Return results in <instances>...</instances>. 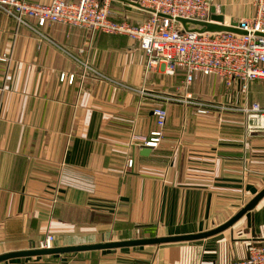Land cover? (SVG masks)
Returning a JSON list of instances; mask_svg holds the SVG:
<instances>
[{"label":"crops","instance_id":"crops-1","mask_svg":"<svg viewBox=\"0 0 264 264\" xmlns=\"http://www.w3.org/2000/svg\"><path fill=\"white\" fill-rule=\"evenodd\" d=\"M136 1H112L113 20L145 22L150 13ZM213 1L235 21L254 12L255 0ZM42 31L53 44L0 11V58L10 57L0 61V255L37 249L47 233L53 247H70L210 231L264 188V132L247 133L240 113L198 114L165 99L222 103L219 78L195 73L187 85L182 70L167 75L160 63L146 74L145 54L123 35L59 23ZM58 47L129 89L82 79ZM230 101L264 107V80L245 89L235 81ZM159 107L167 112L162 129L152 114ZM157 131L158 147L142 156L147 148L132 137ZM253 244H264V197L204 239L0 264H229Z\"/></svg>","mask_w":264,"mask_h":264},{"label":"built area","instance_id":"built-area-1","mask_svg":"<svg viewBox=\"0 0 264 264\" xmlns=\"http://www.w3.org/2000/svg\"><path fill=\"white\" fill-rule=\"evenodd\" d=\"M114 0H51L47 5L31 3L28 0H0V11L15 21L17 26L31 30L40 41L53 42L42 29L52 24H64L81 27L89 32H102L111 35H123L137 43V47L146 57L145 73L156 69L160 63L167 68L165 73L173 75L175 69L185 73V83L189 85L195 73L213 75L224 85L222 103H205L191 97L179 99L168 96L165 99L184 102L195 108L198 114L209 111L234 112L244 116L247 133L264 132V107L258 103L232 105L231 90L235 81L247 85L255 80H264V38L255 33L264 34V0H255L254 12L246 20L235 21L221 15L220 5L213 0H137V5L150 13V17L141 24L113 20L110 4ZM211 16H222V25L229 27L230 22L238 23L239 29L246 35L231 32L198 33L185 31L175 21L176 18L211 22ZM34 20L35 23H30ZM57 46V45H56ZM81 69V78L91 77L100 81H109L119 89L127 86L108 79L93 68L86 60L71 55L58 47ZM9 56L0 58L9 62ZM60 79H64L61 75ZM72 83L73 76L68 79ZM142 92V91H141ZM156 125L162 129L167 119L163 108L152 111ZM161 140V132H153L149 137H132V143H142L146 148L156 149ZM133 160L128 158L126 166L131 168ZM53 235L47 233L40 240L37 249H50ZM229 264H264V244L248 247L246 256L232 260Z\"/></svg>","mask_w":264,"mask_h":264},{"label":"water","instance_id":"water-1","mask_svg":"<svg viewBox=\"0 0 264 264\" xmlns=\"http://www.w3.org/2000/svg\"><path fill=\"white\" fill-rule=\"evenodd\" d=\"M175 21L179 23L185 31H195L198 33L231 32L240 35L247 34V31L237 28L238 23L234 21L230 22L229 27L222 25L223 23L222 16H211L210 17L211 22H200V21L187 20L182 18H176ZM255 35L264 38L263 33H255ZM141 155L148 156L149 148L143 149L141 151ZM263 197H264V188L259 193H257L244 207H242L240 211H238V213H236L232 218H230L222 225L210 231H206L198 234H192V235L132 239V240L114 241V242L99 243L92 245L52 247L50 249H31L26 251L2 254L0 255V263L20 257H37V256L40 257V256L64 255V254H72V253L100 251L107 249L141 247V246H159L164 244L180 243V242H188V241L204 239L232 226L245 213L253 210V208Z\"/></svg>","mask_w":264,"mask_h":264},{"label":"rangeland","instance_id":"rangeland-1","mask_svg":"<svg viewBox=\"0 0 264 264\" xmlns=\"http://www.w3.org/2000/svg\"><path fill=\"white\" fill-rule=\"evenodd\" d=\"M153 237H154V235L149 232L148 235H146V236H144L143 234L142 235L140 234L138 237L137 236L134 237V239L153 238ZM138 249H139L138 251H141L143 248H138Z\"/></svg>","mask_w":264,"mask_h":264}]
</instances>
